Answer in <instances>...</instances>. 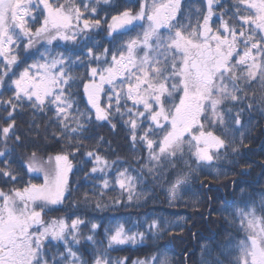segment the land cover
I'll use <instances>...</instances> for the list:
<instances>
[{"label": "snow or ice", "instance_id": "1", "mask_svg": "<svg viewBox=\"0 0 264 264\" xmlns=\"http://www.w3.org/2000/svg\"><path fill=\"white\" fill-rule=\"evenodd\" d=\"M101 29L112 47L94 51L101 46L93 34ZM77 40L89 58L83 90L91 110L81 111L72 93L80 79L73 64L83 59L36 47ZM32 49L39 59L18 70L21 50ZM25 108L33 116L53 114L54 129L44 138L59 150L45 159L34 149L18 163L8 142L25 147L16 131L17 109ZM253 111L264 115V0H204L195 8L183 0H126L123 10L114 0H0V181L11 185L0 188V264H88L76 247L82 241L92 249L91 264H129L128 257L114 260L110 252L173 234L175 226L155 218L144 231L118 222L104 226L105 245L96 222L79 215L44 219L66 200L76 204L69 179L93 117L113 130L121 123L132 148L147 152L137 157L136 169H114L116 162L99 151L103 137L85 149L92 163L85 175L99 180V189L81 200L104 210L138 203L137 186L149 177L166 182L171 203L193 173L207 178L214 161L248 146L244 114ZM29 127L39 129L34 122ZM117 189L111 204L103 199ZM237 219L244 236L230 250L234 264H264V197L259 208L234 212ZM131 264L173 262L157 250Z\"/></svg>", "mask_w": 264, "mask_h": 264}, {"label": "trees", "instance_id": "2", "mask_svg": "<svg viewBox=\"0 0 264 264\" xmlns=\"http://www.w3.org/2000/svg\"><path fill=\"white\" fill-rule=\"evenodd\" d=\"M125 2L126 0H114L116 10H123ZM225 2L230 3V0ZM183 3L187 7L195 8L202 7L204 0H183ZM100 8L107 9L109 16L115 14L110 6L102 4ZM101 15H104L103 11ZM139 31L140 29L137 28L131 36L134 37ZM128 38L125 36L123 39ZM93 40L101 46L94 51H101L103 47H112L110 38L103 29L93 34ZM36 47L40 51H43L44 47L52 49L53 54L63 52L73 60H76L77 56L83 59L84 63L77 61L73 64V74L80 79L75 81L72 93L81 111L91 110L83 90V85L90 79L86 75L88 69L85 67L89 58L87 49L82 46L81 41H54L51 45ZM34 59H39L35 49L31 52L21 50L18 70H22ZM0 115L5 114L0 113ZM33 122L39 125V129L29 127ZM244 122L245 143L248 146L242 147L239 153L229 152L227 157L214 161V169L207 178L201 173H193L187 190L181 191L178 198L171 203L166 182H153L149 177L137 186V192L140 194L138 203L98 210L93 204L85 205L81 200L85 192L91 196L93 192L98 194L99 189V180L85 175L92 167L90 159L83 154L85 149H94L98 138L103 137L105 143L99 151L110 162H116L114 169L116 167L136 169L137 157L139 155L146 157L147 152L140 145L135 150L132 148L128 132L121 123H117L116 129L113 130L107 122H97L93 117V123L83 134L87 138L81 152L73 159V173L70 174L69 179L70 187L73 189L72 197L76 204L73 205L72 200H66L63 206H57L47 212L44 218L46 220L74 218V215H79L86 221L96 222L101 225L97 230V239L104 240L105 245L107 241L104 238V226L122 222L127 229L133 227L135 223L140 231H144L147 227L146 221L150 222L155 218L175 226L173 234L165 235L162 240L149 239L136 246H118L116 250L110 252L111 258L115 260L128 257L131 264V261L150 257L159 250L165 253L173 264H205V262L212 264L217 259L220 264H234V256L230 254V250L238 239L243 238L244 233L239 231L238 219L233 220V213L246 205L249 207L255 205L259 208L260 201L264 197V115L259 111L246 112ZM54 123L51 112L47 114L37 112L33 116V110L30 108L17 109L16 131L25 137V147H16L13 140L8 142V148L14 149V159L19 163L34 149L41 157L54 155L59 150V145L44 138L54 129ZM36 131H39L38 136L29 134ZM4 147V144L0 143V150ZM212 176L216 178L212 179ZM24 179L26 180L27 177ZM10 186H5L4 182L0 181V188L5 191ZM118 191V189L116 192L109 190L103 199L111 204V198L115 197ZM81 227L86 234L88 229ZM76 247L80 249L88 264H91L92 249L83 241Z\"/></svg>", "mask_w": 264, "mask_h": 264}, {"label": "rangeland", "instance_id": "3", "mask_svg": "<svg viewBox=\"0 0 264 264\" xmlns=\"http://www.w3.org/2000/svg\"><path fill=\"white\" fill-rule=\"evenodd\" d=\"M85 95H86V94H85ZM86 98H87V96H86ZM42 158H45V159H46L47 157H42ZM44 219H45V218H44ZM51 219H52V218H50L49 220H51ZM45 220H46V219H45Z\"/></svg>", "mask_w": 264, "mask_h": 264}]
</instances>
